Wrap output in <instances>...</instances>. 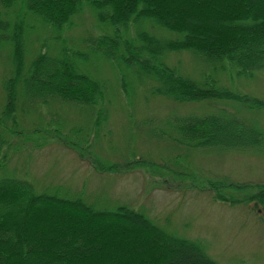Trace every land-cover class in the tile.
Segmentation results:
<instances>
[{
	"label": "trees",
	"instance_id": "obj_1",
	"mask_svg": "<svg viewBox=\"0 0 264 264\" xmlns=\"http://www.w3.org/2000/svg\"><path fill=\"white\" fill-rule=\"evenodd\" d=\"M225 1H237L246 12L237 17H230L227 14L230 11L222 12L209 22L205 9L200 10L201 16L187 12L184 7H190V2L179 0H0L8 10L20 5V12L10 17L12 25L2 20L0 11V31H3L0 43L4 41L6 49H11L13 69L2 83V89H6L4 114L10 115L16 124L18 108L33 115L50 102L73 103L91 108L95 125L106 122L109 107L118 104L123 108L124 103L109 99L105 104L106 95L109 90L112 95V89L108 80L100 78L98 73L101 65L107 64L116 70V81L122 89L121 94L117 91L116 95L129 104L139 98L145 102L158 98L176 105L188 103L211 108L206 112L208 116L166 118L164 123L159 120V130L153 132V139H170L175 141L174 147L192 150L261 143V135L251 124L246 130L236 131L245 120L226 109H212L218 102L248 101L244 97H249L230 91L227 81L234 85L235 80L250 78L264 68V0ZM84 10L91 14L95 28L100 29L99 35L83 37L78 43L74 42L72 48L63 47L57 54L47 49L44 52L33 50L27 42L38 24L57 32L70 29L74 17ZM149 28L157 32L163 30L172 37H158ZM16 33L19 34L17 42ZM19 45L22 54L17 60L14 51ZM181 52H189L196 58L202 72L198 80L181 74L179 68L168 61L171 54ZM25 54L31 60L23 74ZM54 69L57 70L51 74ZM145 122V125L150 124V121ZM3 146L4 139L0 135V152ZM99 169L110 172L101 166ZM241 186L247 187L246 184ZM263 194L264 186H260L250 198ZM58 195L39 191L26 178L0 177V205L5 210L0 213V264H109V260L118 261L120 257L116 252L129 249L141 233L145 235L143 244L148 246L152 242L156 250H135V255L119 259V264H132L138 256H153L157 252L160 256L156 264H215L199 244L157 226L133 209L117 207L113 211H102L81 197L68 199ZM15 197L19 199L16 202ZM230 198L222 202L230 203ZM214 199L217 201L216 197ZM24 200L23 208L20 203ZM65 215L79 220L73 222ZM59 220L63 225H71V230L60 232L53 239H47L51 236L43 234L42 228L37 226L42 221L51 231ZM118 236L130 240L116 241L114 247L108 248V243ZM51 245L54 246L52 252ZM88 245L93 246L90 255L81 260L76 247L84 250Z\"/></svg>",
	"mask_w": 264,
	"mask_h": 264
},
{
	"label": "rangeland",
	"instance_id": "obj_2",
	"mask_svg": "<svg viewBox=\"0 0 264 264\" xmlns=\"http://www.w3.org/2000/svg\"><path fill=\"white\" fill-rule=\"evenodd\" d=\"M179 1L190 2L191 6L184 10L199 16L200 10L205 9L209 13L206 17L209 22L222 12L230 11L227 13L230 17L243 16L246 12L237 1ZM0 11L2 20L12 25L14 22L10 17L20 12V5L8 10L0 4ZM73 23L70 29L63 28L60 32L38 24L27 42L33 50L44 52L47 49L57 54L63 47L72 48L73 43L83 37L100 34L87 10L75 16ZM149 31L161 38L172 37L163 30L157 32L149 28ZM15 40H19L17 33ZM4 43H0V135L4 139L0 177L26 178L39 191L56 192L68 199L78 196L102 211H113L117 207L133 209L157 226L199 244L215 264H264V194L250 198L251 193L264 186V68L250 78L235 80L234 85L229 81L226 84L233 93L257 100L244 97L248 101L240 100L241 104L223 101L212 105L215 111L226 109L246 121L241 122L236 131L246 130L251 124L261 135V143L249 147L192 150L174 147L175 141L169 138L168 141L153 139L152 134L159 130V120L164 123L166 118L208 116L206 112L211 108L188 103L176 105L158 98H149L148 102L139 98L129 104L116 95L117 91L121 94L122 89L116 81V70L107 64L101 65L98 73L100 78L108 80L112 89V95L110 90L106 95L105 104L109 99L124 103L123 108L118 104L109 107L106 122L95 125L91 108L50 102L33 115L18 108L16 124H13L11 116L4 114L6 89H2V83L13 71L11 49L7 50ZM21 54L19 45L14 51L17 60ZM30 60L31 57L25 54L23 74ZM168 61L176 65L181 74L195 80L202 75L196 58L189 52L171 54ZM145 121L150 124L145 125ZM99 166L110 172L101 171ZM245 184L247 187L243 188L241 185ZM227 197H232L228 199L230 203L222 202ZM18 200L15 197L14 201ZM25 205V200L20 203L21 207ZM3 207L0 205L1 214L5 211ZM64 217L73 222L79 220L76 216ZM60 222L51 231L42 221L37 226L42 228L43 234L51 236L47 239H53L60 232L71 230V225ZM114 238L108 248L114 247L116 241L130 240L121 236ZM144 239L145 235L141 233L129 249L116 252L119 259L135 255V250H156L150 241L149 248L144 245ZM34 245L37 247L38 243L35 241ZM91 248L92 245L84 250L76 247L78 257L84 260L90 255ZM50 249L52 252L54 246H49ZM169 250L172 251L171 247ZM159 256L158 252L153 256L142 255L131 263L156 264ZM119 259L108 262L119 264Z\"/></svg>",
	"mask_w": 264,
	"mask_h": 264
}]
</instances>
